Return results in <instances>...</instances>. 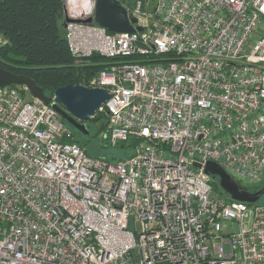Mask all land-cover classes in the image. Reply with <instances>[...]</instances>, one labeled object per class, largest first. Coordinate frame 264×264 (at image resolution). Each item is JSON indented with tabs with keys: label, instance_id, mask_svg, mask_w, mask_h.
I'll return each mask as SVG.
<instances>
[{
	"label": "built area",
	"instance_id": "built-area-1",
	"mask_svg": "<svg viewBox=\"0 0 264 264\" xmlns=\"http://www.w3.org/2000/svg\"><path fill=\"white\" fill-rule=\"evenodd\" d=\"M120 2L134 31L77 20L96 0H64V29L77 58H109L87 85L131 154L87 153L51 102L0 86V264H264V200L204 170L264 179V0Z\"/></svg>",
	"mask_w": 264,
	"mask_h": 264
},
{
	"label": "trees",
	"instance_id": "trees-1",
	"mask_svg": "<svg viewBox=\"0 0 264 264\" xmlns=\"http://www.w3.org/2000/svg\"><path fill=\"white\" fill-rule=\"evenodd\" d=\"M64 19V0H0V32L6 39L0 46V66L32 77L48 95L69 82L87 85L89 78L107 66L109 58L96 52L74 56L67 42ZM66 122L75 135L76 128ZM106 126L103 122L101 129L106 131ZM75 140L87 153L103 156L89 151L76 136ZM133 143L135 140L131 139L123 148ZM213 184L219 187L218 177L213 178ZM243 187L256 191L264 187V179ZM221 192L230 197L225 190Z\"/></svg>",
	"mask_w": 264,
	"mask_h": 264
},
{
	"label": "water",
	"instance_id": "water-1",
	"mask_svg": "<svg viewBox=\"0 0 264 264\" xmlns=\"http://www.w3.org/2000/svg\"><path fill=\"white\" fill-rule=\"evenodd\" d=\"M71 18L65 14L63 25ZM86 22H96L111 31H134L136 16L128 13L126 7L120 0H96L95 15L86 19H77ZM137 29L142 26L137 25ZM8 84L26 85L33 98L41 99L52 105L58 110L62 118L72 124L77 130L84 134L89 132L85 120L93 116L102 103L109 97V92L104 87L88 86L82 83L69 82L57 87L52 96L46 94L44 88L40 86L32 77L19 74L0 66V86ZM201 166L200 163H195ZM204 170L218 177L219 186L225 190L232 199L254 202L264 194V187L256 191H249L242 188L239 183L217 162L209 160L205 163Z\"/></svg>",
	"mask_w": 264,
	"mask_h": 264
},
{
	"label": "rangeland",
	"instance_id": "rangeland-1",
	"mask_svg": "<svg viewBox=\"0 0 264 264\" xmlns=\"http://www.w3.org/2000/svg\"><path fill=\"white\" fill-rule=\"evenodd\" d=\"M259 30L261 31L263 30V28L260 27ZM97 112L93 116H91L88 120L84 121L85 123L87 122L86 126L89 130L87 134L83 133L82 135H80V133L78 132L79 130L76 129L75 136L77 137V139H79L80 142L85 143V146L89 151L95 154L99 153V155H103L110 160H116L131 154L133 148H131L130 146H126L125 148L121 146H111L110 144L107 143V141L103 139L105 130H102L101 126L103 122L105 123L106 126L107 119L104 115H101L99 112L98 113ZM259 199L260 201L264 200V194L261 195ZM136 224L138 226V222H136Z\"/></svg>",
	"mask_w": 264,
	"mask_h": 264
},
{
	"label": "bare ground",
	"instance_id": "bare-ground-1",
	"mask_svg": "<svg viewBox=\"0 0 264 264\" xmlns=\"http://www.w3.org/2000/svg\"><path fill=\"white\" fill-rule=\"evenodd\" d=\"M0 35H2L3 36V34L0 32ZM4 37V36H3ZM5 38V37H4ZM1 46V45H0ZM19 85H22V84H19ZM35 99H37V98H35ZM41 100V99H40Z\"/></svg>",
	"mask_w": 264,
	"mask_h": 264
}]
</instances>
